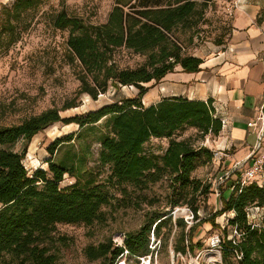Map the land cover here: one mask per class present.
<instances>
[{"label": "trees", "instance_id": "1", "mask_svg": "<svg viewBox=\"0 0 264 264\" xmlns=\"http://www.w3.org/2000/svg\"><path fill=\"white\" fill-rule=\"evenodd\" d=\"M215 1L116 0L104 24L87 23L66 9L51 15L54 29L69 33L67 62L80 82L77 98L87 95L97 100L110 88L121 86H134L139 95L66 120L61 111L78 107L76 99H71L61 110L50 108L19 124L0 126V264H58L60 257L53 235L57 224L91 226L103 219L101 209L110 202L108 192L94 181L63 187L64 175L69 171L54 162L49 163L51 176L44 170L29 174L23 164L26 150L18 153L12 148L21 140L30 143L37 134L57 123L74 122L85 128L104 119L108 134L100 140L99 161L110 166L109 182L147 189L168 178L173 196L170 209L153 213L151 222L129 234L123 247L116 246L111 239L87 247L85 254L89 260L116 264L125 251L140 260L152 250L153 227V233L160 236L162 228L168 227L172 232L174 224L181 230L175 251L186 253L188 241L193 252L198 224H211L218 229L217 218L231 213L224 227L227 237H223V250L235 253L238 264H264V221L253 223L248 217L250 209L264 207V186L234 183L230 196L223 195L219 211L204 219L198 214L201 203L213 195V186L193 178V173L201 164L213 161L214 154L190 138L177 140L174 136L187 127L196 129L203 139L219 136L223 120L213 101L171 97L149 107L142 104L150 88L146 85L158 84L178 67L187 74L202 71L204 60L189 54L188 46L199 36L206 12ZM44 3L45 0H15L2 6L1 49L7 50L21 39L30 26V14ZM226 43L227 40L218 41L217 45ZM122 51L142 57L143 63L135 68L122 67L116 59ZM151 139H169L163 155L145 152ZM72 140L70 135L57 140L56 145ZM53 150L54 147L50 149L52 154ZM184 204L191 206L196 222L187 233L184 218L172 215Z\"/></svg>", "mask_w": 264, "mask_h": 264}, {"label": "rangeland", "instance_id": "2", "mask_svg": "<svg viewBox=\"0 0 264 264\" xmlns=\"http://www.w3.org/2000/svg\"><path fill=\"white\" fill-rule=\"evenodd\" d=\"M115 4L116 0H45L39 10L30 14V26L21 39L7 50L0 48V126L19 124L25 118L50 108L61 110L71 99H76L78 107L61 111L62 118L66 120L124 99L138 97L139 90L136 87L121 86L119 89L110 88L106 94L99 95L97 100L87 95L77 98L80 82L75 69L67 62L69 33L54 29L51 22V15L66 9L70 15L82 18L87 23L104 24ZM233 7L232 0H216L209 7L205 15L206 21L200 26L199 36L188 46L189 54L201 58L215 54L220 47L217 42H225L231 31ZM116 59L122 67L135 68L143 63L142 57L125 51L119 52ZM174 74V78L177 79L181 72L176 71ZM175 79L168 81L169 86L182 85ZM163 81L146 85L150 88L142 98L145 107L157 104L165 98L188 99L187 95L182 96L180 93L177 96H166L161 89ZM106 134L107 119L85 128L74 122L70 124L61 122L37 134L30 143L26 144L21 140L12 148L18 153L26 150L23 164L31 175L38 170H44L51 176L49 163L54 162L69 171L64 175L63 187L76 183L84 186L94 181L95 184L102 185L109 194V204L101 209L102 220L91 226L57 224L53 235L60 257L58 264H103V260H89L85 254L86 248L110 239L116 246L123 247L129 234L138 232L145 224L151 222L153 213L166 212L170 209L169 202L173 194L168 178L151 184L147 189H139L133 185L119 186L109 182L110 166H103L99 161L102 150L100 140ZM70 135H73L71 142L66 141L62 146L56 145L57 140ZM174 137L177 140L190 138L196 145L204 146L209 138V136L206 139L200 138L198 131L189 127L178 131ZM168 145L169 139H151L145 145V152L163 155ZM53 147L52 154L50 149ZM212 166L213 161L201 164L193 173V178L204 182L209 178H216L218 173L214 172ZM216 202L220 209L222 207L220 201L213 195L201 203L200 217L204 219L213 214ZM178 208L191 209V206L184 204ZM184 216L182 212L176 214V218ZM216 221L220 227L218 229L207 230L211 224H198L193 236L194 250L189 251L186 243V253L175 251V244L181 233L175 224L172 232L168 227H164L160 236L156 235L155 238L161 240L157 247L152 242L153 227L150 235L151 264H172L173 260L175 264H192V261L207 264L203 255L199 257V254L211 249L212 237L218 235L224 241L226 232L223 227H227V214L219 216ZM223 248L219 264H238L240 260L237 255L227 253ZM124 254L116 264H142L141 259L129 255L127 251Z\"/></svg>", "mask_w": 264, "mask_h": 264}, {"label": "crops", "instance_id": "3", "mask_svg": "<svg viewBox=\"0 0 264 264\" xmlns=\"http://www.w3.org/2000/svg\"><path fill=\"white\" fill-rule=\"evenodd\" d=\"M15 0H0V6ZM234 5L232 28L227 43L215 54L202 58V71L183 73L177 79L168 74L161 89L166 96H188V99L207 101L211 99L217 114L225 124L219 136H209L205 146L214 154L213 170L216 178H209L212 190L220 178L224 198L232 193V185L250 164L249 157L258 142L257 131L248 123L255 120L263 104L264 92V0H232ZM177 80L182 85L169 86L168 81ZM261 153H264V141ZM218 153V156L215 154ZM244 164L235 172L237 164ZM214 196V194H213ZM222 206V203H220ZM217 205V202H216ZM233 214H227V221ZM250 221H264V207L251 213ZM213 229L210 225L209 229Z\"/></svg>", "mask_w": 264, "mask_h": 264}, {"label": "built area", "instance_id": "4", "mask_svg": "<svg viewBox=\"0 0 264 264\" xmlns=\"http://www.w3.org/2000/svg\"><path fill=\"white\" fill-rule=\"evenodd\" d=\"M263 98H264V92H263ZM225 122L223 120V126H224ZM249 128H253L257 131V136H258V142L257 145L255 147V150L253 151V153L250 155L249 157V161L250 164L245 167V169L243 170V172L241 173V177L239 178L238 181H236V183H240L241 186H246L249 184H256L259 187H263L264 186V153H261L260 150L262 148L263 145V141H264V101L263 104L259 110V114L257 116V118L251 122L248 123ZM219 154L216 153L215 156H218ZM242 168H244V164H237L235 167V172H238L240 170H242ZM229 174V173H228ZM226 174L225 176H223L222 178L219 179L216 187L213 190V194L214 197L216 198V200L220 201V203H222V197H223V191L221 189L222 183L221 181L223 179H225L227 177ZM234 188H232L233 190ZM222 208V207H221ZM220 208V209H221ZM220 209H218V205H216V208L213 212V214L216 211H219ZM260 208H252L249 211V219L251 216L252 211L254 210H259ZM182 212L185 216L183 217L184 220L187 223V229H189L192 225H194L196 222L194 221V213L190 208H183V209H176L173 212L174 218H176V214ZM199 216H202L201 213H198ZM224 228V227H223ZM237 232L235 231V234ZM153 237V244H155V247L159 246L161 244V240L160 239H156V235L153 233L152 235ZM233 236H229L228 238L231 239ZM211 242V249L206 251L204 254L201 253L199 254V257H201V255H203V257L205 258L206 254L208 252H211L213 250H219L221 252V260H222V240L220 236H214L210 239ZM187 246H189V242L186 241ZM188 250L190 251V249L188 248ZM180 255V254H179ZM151 256H146L143 258H140L142 261V264H144L145 262H149V264H151ZM221 260L218 262L220 263ZM206 262V261H205ZM207 264H209L208 262H206ZM175 264V261L173 260V263ZM200 264V263H197Z\"/></svg>", "mask_w": 264, "mask_h": 264}, {"label": "bare ground", "instance_id": "5", "mask_svg": "<svg viewBox=\"0 0 264 264\" xmlns=\"http://www.w3.org/2000/svg\"><path fill=\"white\" fill-rule=\"evenodd\" d=\"M205 261L209 264H219L218 262L221 260V252L219 250H213L211 252H208L205 256ZM192 264H197V262L192 261ZM126 264V263H122ZM144 264H149V262H145Z\"/></svg>", "mask_w": 264, "mask_h": 264}, {"label": "water", "instance_id": "6", "mask_svg": "<svg viewBox=\"0 0 264 264\" xmlns=\"http://www.w3.org/2000/svg\"><path fill=\"white\" fill-rule=\"evenodd\" d=\"M172 215H173V213H172ZM174 216V215H173Z\"/></svg>", "mask_w": 264, "mask_h": 264}]
</instances>
